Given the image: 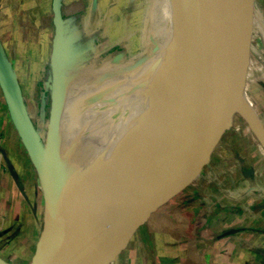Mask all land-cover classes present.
I'll return each mask as SVG.
<instances>
[{
    "label": "water",
    "instance_id": "95a60500",
    "mask_svg": "<svg viewBox=\"0 0 264 264\" xmlns=\"http://www.w3.org/2000/svg\"><path fill=\"white\" fill-rule=\"evenodd\" d=\"M60 1L51 0L50 103L43 139L32 124L1 43L0 89L42 194V226L30 264H105L119 249L112 240L126 217L132 220L124 242L146 198L163 199L188 183V173L197 174L210 146L202 133L216 130L220 117L239 107L264 146V130L237 97L234 84L244 76L239 72L245 66L253 0H212L208 14L196 4L170 0L172 39L159 67L161 77L155 76L154 97L126 116L121 132L98 141L88 138V128L81 129L73 148L62 146L60 135V72L67 29ZM152 71L158 73L153 67ZM150 73L147 78L154 76ZM178 162L187 174L161 194L160 179Z\"/></svg>",
    "mask_w": 264,
    "mask_h": 264
},
{
    "label": "rangeland",
    "instance_id": "374dc122",
    "mask_svg": "<svg viewBox=\"0 0 264 264\" xmlns=\"http://www.w3.org/2000/svg\"><path fill=\"white\" fill-rule=\"evenodd\" d=\"M122 1L94 0L91 9H88L89 5H84V11L80 15L72 12L82 8L81 4L73 10L70 7L68 12L64 10V27L67 29L64 31L60 72L63 91L60 135L62 146L66 148H73V142L77 138L75 134L84 128L77 126L84 121L86 106H93L96 95L104 94L108 87H115L123 76L126 77L125 74L132 73V69H127L128 65L139 64L165 42L166 32L159 31L165 19L149 13L150 8L155 6V0H132L130 15L127 8L131 1L124 6V10L120 9ZM209 4L202 13L210 12L214 3L211 0ZM119 10L122 11L121 20L125 21L123 32L122 28L118 31L114 26ZM262 13L263 23V8ZM107 30L109 33H106ZM53 33L51 0H0V43L2 41L1 46L16 76L32 124L41 139L45 136L49 113ZM243 60L245 66L240 69L239 76L247 73L249 64L263 67L262 73L258 74L257 84H252L246 77L243 80L250 86V95L257 107L258 116L264 117V37L258 27L252 30ZM82 98L83 105L79 103ZM108 103L110 102H103L99 110L107 109ZM219 122L221 124L216 130L202 133V136L210 140V146L197 171L199 185H183L163 199L151 195L146 198L136 211V222L128 238L117 247L119 249L114 255V264H137L139 261L144 264L145 260L141 258L142 243L154 230L171 232L180 238H191V228L185 227L201 220L205 215H209L211 221L214 218L222 224L221 222H230L236 213L242 214L241 207L237 205L241 204L239 198L225 199L220 193V175L223 176L234 163L242 161L236 164V173L252 165L257 173H261V181L264 183V161L260 158L255 141L246 133V123L239 112H230L220 117ZM235 128H239V135L234 131ZM251 172V169L245 171L247 175L242 174L241 177H247ZM164 177L158 183L161 194L173 187L166 185L171 177ZM151 194L154 195L155 192ZM247 199L251 212L242 214V221H250L247 223L249 230L263 229L264 210L258 206L264 202L253 203L250 196ZM208 201H212L211 206H208ZM131 220V215L123 220L126 233Z\"/></svg>",
    "mask_w": 264,
    "mask_h": 264
},
{
    "label": "crops",
    "instance_id": "0c3cea01",
    "mask_svg": "<svg viewBox=\"0 0 264 264\" xmlns=\"http://www.w3.org/2000/svg\"><path fill=\"white\" fill-rule=\"evenodd\" d=\"M79 1L82 0H61L60 8L68 12L70 7L73 9L74 6L82 4ZM83 1V4L88 5L90 0ZM210 1L207 0L205 7L210 5ZM262 8L264 9V0H253L250 35L253 28L258 27L264 37ZM83 11L82 8L77 15ZM247 68L242 81H234L236 95L238 97L239 92L245 98L252 114L264 130V117L258 116L257 107L250 95V86L243 80L246 77L252 84H257L258 74L262 73L263 67L249 64ZM236 112L242 115L239 107H236ZM245 123L246 133L254 134L252 139L261 160L264 161V152L257 145L259 140L246 120ZM234 131L238 134L239 128ZM261 146L264 148L262 144ZM187 156L191 157L192 152L189 151ZM236 164L227 169L223 176L220 175V193L225 199L239 198L241 204L237 205L245 215L251 212L248 196L253 198V203L264 201V183L257 177V171L252 165L251 176L241 177V171L236 173ZM182 165V162H178L172 167L167 174L171 178L166 185L175 186L177 178L187 174ZM188 175L191 179L187 184L199 185L197 174ZM208 204L211 206L212 201H208ZM242 214L236 213L230 222H221L222 224L214 218L211 221L209 215L200 216L201 220L185 227L191 228V238H180L171 232L154 230L147 240L143 239L146 245L142 243L141 258L145 260L144 264H264V228L249 230L247 223L250 221H242ZM256 216L259 218L258 214ZM41 226L42 194L38 177L12 124L0 89V260L7 264H30ZM137 264L143 262L139 261Z\"/></svg>",
    "mask_w": 264,
    "mask_h": 264
},
{
    "label": "bare ground",
    "instance_id": "6f19581e",
    "mask_svg": "<svg viewBox=\"0 0 264 264\" xmlns=\"http://www.w3.org/2000/svg\"><path fill=\"white\" fill-rule=\"evenodd\" d=\"M129 1H131V5L128 4L127 13L130 15L132 11V0H123L120 9L124 10V6L127 5ZM183 2L184 3L186 2L187 5L196 4L200 8V11L202 13L207 0H183ZM91 3H92V0L89 1L88 9H91L92 7ZM154 3H155L154 4L155 6L153 7V9L150 8L149 13L150 15L154 13L157 17L159 16L160 18L165 19L164 24L160 27V30H159L162 33L163 31L166 32L165 42L164 44H162V46L158 47V49L154 52L153 56L149 58L145 57L143 58L142 61H140L139 64L137 63V64L132 65V73H129V75H127L124 80H121L120 82H118L117 85H115V87L113 88L108 87L107 89H105L104 94H97L95 97V102L93 106L92 104H89L88 106H86L87 115L86 114L83 115L84 121L79 123L77 127L82 126V128L84 127L83 129H87L86 126L89 125L87 129L88 138H93L98 141H102V140L106 141L107 138L111 134H114V133L117 134L121 132V130L124 129L123 124H124L125 118H127L126 116H129L131 114L133 116L136 112H138L145 105H147L149 100L154 97L155 92L157 91L156 87H158V84H156L155 86L153 85L156 83L155 76L156 77L158 76L157 78L161 77V73H160L161 70L159 69V67L163 64L165 60V56L168 52V47L170 45L169 42L172 39V13H171V8H170L171 7L170 0H155ZM118 13L119 14L116 16L117 21L114 23V26L118 28V29L116 28L118 31H120L122 28L121 31L123 32V29H124L123 25L125 21L121 20L120 14H122V11L119 10ZM88 29H89V26H88ZM130 31H132V28H130ZM106 33H109L108 30ZM120 34L122 33L120 32ZM109 39H110V36H109ZM154 62L158 63V65L157 64L154 65ZM177 64L178 62H176L173 65V68H175ZM151 67H153L155 71L158 70V73H154L153 71L151 72ZM160 68H163V66ZM149 73L153 74L154 76L149 75L150 77L147 78L146 74H149ZM238 98L246 106V108L251 112L248 103L246 102L245 98L239 92H238ZM97 99H99L98 102H97ZM114 99H116L117 101H113ZM83 101L84 100L82 98L79 103L83 105ZM103 102H110V103H108L107 109L104 108L103 110L100 111L99 109H100V106L103 104ZM116 116H119V117L115 118ZM71 118H72V115H71ZM86 121H88L87 124L85 123ZM250 136L253 137L254 134L252 133L250 134ZM257 145L264 152V148L261 146L259 142H257ZM256 174H257V177L260 179L261 174L257 172ZM125 236H127V233L125 229V224H123L122 222L118 230L116 231V234L112 240V244L116 248L120 247L121 244H123L125 240ZM114 255L112 256L110 255L105 264H114Z\"/></svg>",
    "mask_w": 264,
    "mask_h": 264
},
{
    "label": "flooded vegetation",
    "instance_id": "af4514ba",
    "mask_svg": "<svg viewBox=\"0 0 264 264\" xmlns=\"http://www.w3.org/2000/svg\"><path fill=\"white\" fill-rule=\"evenodd\" d=\"M82 2V4H81V6H82V8H84V5H86V3L85 4H83L84 3V1L82 0L81 1ZM78 3V2H77ZM76 6H78V5H76ZM76 6H74V7H76ZM82 8H80L79 10H76V11H74V12H72V13H76V12H80V10L82 9ZM61 9V15H62V17H64L65 16V12H64V10H63V8H60ZM73 10V9H72ZM249 168H251L250 166H248V167H246V168H243L242 170H241V173L244 175V174H246L247 175V173H245V171H248V169ZM252 169V168H251ZM251 174H252V172H251ZM251 174L249 175V176H251ZM249 176H247V177H249ZM264 202V201H263ZM260 209L261 208H263V210H264V206L262 205V204H260L259 203V206H258Z\"/></svg>",
    "mask_w": 264,
    "mask_h": 264
}]
</instances>
